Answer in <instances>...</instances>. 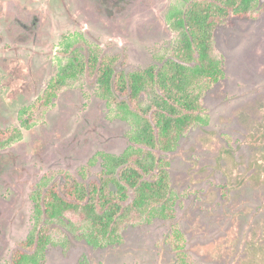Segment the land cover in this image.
I'll use <instances>...</instances> for the list:
<instances>
[{
  "label": "rangeland",
  "instance_id": "374dc122",
  "mask_svg": "<svg viewBox=\"0 0 264 264\" xmlns=\"http://www.w3.org/2000/svg\"><path fill=\"white\" fill-rule=\"evenodd\" d=\"M181 0H0V130L21 138L0 151V264L34 227L38 185L96 181L108 155L128 148L131 125L85 77L51 106L37 104L62 51L118 56L130 73L164 61L167 16ZM225 79L208 92L209 124L188 132L171 162L176 218L129 227L119 243L93 249L56 232L42 264H264V0L249 19L216 32ZM34 113L29 127L21 111ZM185 236L184 258L170 235Z\"/></svg>",
  "mask_w": 264,
  "mask_h": 264
},
{
  "label": "trees",
  "instance_id": "16d2710c",
  "mask_svg": "<svg viewBox=\"0 0 264 264\" xmlns=\"http://www.w3.org/2000/svg\"><path fill=\"white\" fill-rule=\"evenodd\" d=\"M261 0H181L170 10L173 33L167 58L130 73L117 70L118 56H88L65 48L57 70L37 104L49 107L58 94L85 77L94 79L97 94L131 125L129 146L108 155L96 181L66 179L63 187L38 185L32 193L34 227L8 264H42L56 232L73 235L93 249L119 243L129 227L176 218L178 197L172 189L171 162L183 137L209 124L204 99L226 76L216 32L230 20L249 19ZM31 108L21 111L29 127ZM21 138L18 129L0 130V151ZM185 236L173 226L170 241L184 258Z\"/></svg>",
  "mask_w": 264,
  "mask_h": 264
}]
</instances>
